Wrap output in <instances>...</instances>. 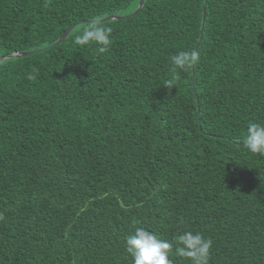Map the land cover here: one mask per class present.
Masks as SVG:
<instances>
[{"label": "trees", "instance_id": "1", "mask_svg": "<svg viewBox=\"0 0 264 264\" xmlns=\"http://www.w3.org/2000/svg\"><path fill=\"white\" fill-rule=\"evenodd\" d=\"M138 2L0 0V57ZM92 23L0 61V264H132L137 227L264 264V0H144L101 22L104 54L74 43ZM180 50L201 60L168 88Z\"/></svg>", "mask_w": 264, "mask_h": 264}, {"label": "clouds", "instance_id": "2", "mask_svg": "<svg viewBox=\"0 0 264 264\" xmlns=\"http://www.w3.org/2000/svg\"><path fill=\"white\" fill-rule=\"evenodd\" d=\"M111 27L103 25L99 20L94 21L91 27L85 28L82 34L76 35L74 43L84 47L96 45L98 54L108 52L113 44ZM201 55L196 50H180L171 57L172 79L166 85L168 88L176 85L179 72H186L199 64ZM29 80L35 76L29 74ZM245 147L253 154L264 156V123L249 121ZM5 217L0 214V220ZM126 252L132 257V264H174L170 259L171 254L186 258L190 264H210L211 248L213 241L199 231L186 229L182 234H177L173 241L164 240L143 227H137L135 232L128 235L125 240Z\"/></svg>", "mask_w": 264, "mask_h": 264}, {"label": "water", "instance_id": "3", "mask_svg": "<svg viewBox=\"0 0 264 264\" xmlns=\"http://www.w3.org/2000/svg\"><path fill=\"white\" fill-rule=\"evenodd\" d=\"M144 5V0H139L138 2V6L137 8L129 13V14H126V15H108L104 18H101L99 19L100 22H104V21H107V20H110V19H120V18H125V17H130L134 14H136L141 8L142 6ZM94 21H97V20H93V19H85V20H81V21H78L74 24H72L71 26H69L63 33L62 35L54 42L52 43L51 45H48L46 47H43V48H37V49H33V50H26V51H19V52H14L12 54H6L5 56H1L0 57V61H2L3 59L5 58H9V57H12V56H27V55H31V54H34V53H38L42 50H46L56 44H59L60 42H62L66 37L67 35L70 33V31L75 27L77 26L78 24H81V23H87V22H94ZM199 129H200V126H199Z\"/></svg>", "mask_w": 264, "mask_h": 264}]
</instances>
